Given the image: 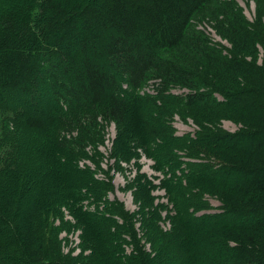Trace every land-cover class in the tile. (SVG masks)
<instances>
[{"label": "trees", "instance_id": "1", "mask_svg": "<svg viewBox=\"0 0 264 264\" xmlns=\"http://www.w3.org/2000/svg\"><path fill=\"white\" fill-rule=\"evenodd\" d=\"M258 1L252 22L230 0H0V264H264ZM199 15L230 46L194 33ZM151 74L155 93H142ZM46 86L54 105L42 115L31 105ZM176 115L195 130L178 134ZM144 157L160 176L143 171ZM128 163L135 213L110 198L112 170ZM56 177L63 192L48 184L46 195ZM56 197L75 224L56 223ZM74 225L81 252L65 255L61 233Z\"/></svg>", "mask_w": 264, "mask_h": 264}, {"label": "rangeland", "instance_id": "2", "mask_svg": "<svg viewBox=\"0 0 264 264\" xmlns=\"http://www.w3.org/2000/svg\"><path fill=\"white\" fill-rule=\"evenodd\" d=\"M229 1V0H228ZM232 3H234L236 6L241 7L244 14L246 15V17L252 21V22H256L257 20V8H258V4L259 1L258 0H230ZM194 33H199L202 34L204 37L208 38L213 44H216L217 46H221V45H226V46H230V43L227 41V39L221 37L217 32L216 29L213 26V21L210 20L209 18H206L204 15H199L197 16L193 23H192V29H191ZM263 57H264V52L261 51L260 52V56H259V61L263 62ZM160 79L156 78L153 74L149 75V78L144 82V84L141 87V92L145 93V92H151V93H155L156 87H157V82H159ZM46 91L47 93H43L39 96V98L35 99L36 101H34L32 103V109L35 110L38 114H42L45 115L44 112L46 111V109L50 106L54 105L53 99L51 98L50 94H48V86H46ZM186 89L182 88V87H173L172 88V92L176 93V94H182L183 92H185ZM3 113L0 112V125H1V117H2ZM186 118V119H185ZM183 118L182 116L176 115L174 118V127L177 130L178 134H184V133H188V132H193L196 128V126L194 125V122L192 119L185 117ZM221 125L223 126V128L231 131V132H235L239 129H241L243 126L242 123L240 122H235L232 120H228V119H224L221 123ZM107 134L105 136V143L104 145L100 146V149L98 151H100L102 153L100 160L102 161L101 165L103 168L105 169H110V167H113L114 164L112 163L113 159L111 158V147H112V141L116 135V128L114 123H111L110 125L107 126ZM100 145V144H99ZM88 149H92V147L90 146ZM94 153L93 150H90V154ZM141 164L143 165V171L147 174L150 175L152 178L155 176L158 177L161 174L158 173L157 171L154 170L153 168V161L144 157L141 159ZM47 165V164H46ZM47 169V167L45 168ZM96 171L99 173V176L102 177L104 172L99 170L98 168H96ZM56 172V171H55ZM136 172V166L131 163V164H124V170L123 171H116V170H112L111 174L113 175L114 178V184H115V192L110 194V198H115V196L117 198L120 199V201L122 203H124L125 208L131 212H137L138 210V205L135 202V199L133 197L132 194V190H130L129 188H127V183L131 180L130 178H132L134 176V173ZM57 173V172H56ZM53 174L55 176H57L54 172ZM154 178V179H155ZM55 180L51 181V179H48V181H50L49 183H47L46 187L44 186L43 183H41V186L43 184V188L45 189V193L46 195H50L53 192V188L49 187L50 184H53V186L55 187L54 189V194L56 192V190L60 191V194L63 192L61 191L64 188V184L63 182L58 180V177L53 178ZM157 182L158 180L155 179ZM43 182V181H41ZM49 184V186H48ZM56 185V186H55ZM57 188V189H56ZM64 190V189H63ZM154 194L159 195L162 201H166L164 194L165 192L162 189H158L156 191H154ZM54 196V195H53ZM58 196V195H57ZM210 199V203H211V207L208 211L212 212H218L220 211L221 208V202H219V200L217 198L214 197H208ZM44 202L47 200L45 198V196L43 197ZM57 197L54 198L51 204L47 205L48 208L53 207L54 210L57 209H61L62 212L59 213L58 211V217L56 220V223H60L61 221H65V220H69L72 224H75V220L72 217V214L70 213V210L68 208V206H64L61 203L63 202H59L56 201ZM165 214V213H164ZM162 223V226L167 229L170 224L168 222H160ZM136 226L139 228L140 223H136ZM140 230V228H139ZM81 232L82 230L79 229V226H75L74 225V229H72V231L70 232H66V231H62L61 233V237L64 238L65 240H63V253L65 255L70 254V255H77L81 252ZM90 252V251H89Z\"/></svg>", "mask_w": 264, "mask_h": 264}]
</instances>
